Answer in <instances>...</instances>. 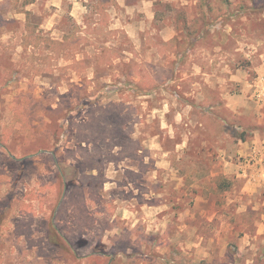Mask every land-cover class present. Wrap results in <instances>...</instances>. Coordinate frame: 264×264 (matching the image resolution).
<instances>
[{
	"label": "rangeland",
	"instance_id": "rangeland-1",
	"mask_svg": "<svg viewBox=\"0 0 264 264\" xmlns=\"http://www.w3.org/2000/svg\"><path fill=\"white\" fill-rule=\"evenodd\" d=\"M143 1H123L148 25L136 45L122 34L115 46L136 54L118 66L122 78L105 73L59 111L78 120L85 105L132 102L138 155L121 141L119 154L85 162L61 150L54 166L59 128L44 122L58 116L56 94L37 85L59 76L35 77L42 64L30 52L0 54L1 123L21 98L27 116L21 131L0 126V264H264V0ZM28 2L0 0V10ZM165 27L177 33L168 44ZM121 117L103 119L101 131Z\"/></svg>",
	"mask_w": 264,
	"mask_h": 264
},
{
	"label": "crops",
	"instance_id": "crops-1",
	"mask_svg": "<svg viewBox=\"0 0 264 264\" xmlns=\"http://www.w3.org/2000/svg\"><path fill=\"white\" fill-rule=\"evenodd\" d=\"M123 1L113 0V4L102 6L97 5L98 0H29L20 10L5 13L0 10V54L6 49L12 48V59H15L17 56L23 58L22 53L24 52H30L33 54L34 60L38 61V64H42L40 69L37 67L35 77H38V75L43 77L59 76L58 83L55 85L45 82L37 85V89L56 94L49 109L56 112L58 116L56 119L45 118L46 122L44 124L54 123L59 128V136L49 138L52 143L56 139V149L50 151L49 154L54 166L57 168L61 166V159L59 158L64 149L70 150L71 158L80 162H85L87 157H95L103 153L119 154L123 147L121 141L124 143L128 141L131 145L133 142V145L129 146V150L134 148L133 155H138L141 152L136 138L135 129L137 124L131 121L133 118L132 109L133 116L136 114L137 109L136 106L132 105V102H121V98H111L104 103L97 101L92 105H83V108H85L83 112H87V116L78 120L73 116L72 118L67 116V111L63 114L59 113L65 100L69 102L70 107H74L75 93L81 91L85 84H92L94 81L101 79L105 73L113 71V74L121 79L122 73L118 66H121L123 61L124 64H129L128 62L136 55L135 52L131 51L128 52L129 54L126 53L127 51L120 52L116 50L115 46L122 34H124L123 37L127 42L136 45L137 38L135 34L137 31L142 30L144 26L146 28L148 21L145 24L141 22L139 25L132 15V11H134L132 7L135 4L123 3ZM143 4H145L146 9L148 6L152 7L151 0H144ZM29 17L30 22L28 21ZM33 18H37L39 21L33 23ZM145 18L150 20L149 26L154 25V15L150 17L145 12ZM165 28L167 30L164 31V34L162 32L160 34L162 42L168 44L175 40L177 33L175 30ZM122 55H128L129 57L122 59ZM138 56L142 58V55ZM23 60L25 59L23 58ZM42 68L47 69L42 72ZM109 76L110 74L107 75V77ZM108 84H111L106 86L108 90H116L115 85ZM21 101V104L20 102L17 104L18 108H11L13 109L12 117L6 122L1 123L0 116V126L3 130L5 125H9L14 131L16 129L21 131L23 126L27 124V116L24 110L26 108L25 98H21ZM101 105L102 109L100 108ZM121 108L125 110L123 113L121 111L117 112L118 110L114 113L111 112L114 109L120 110ZM97 109H100L98 110L99 113L104 114L103 119L108 117V119H117L122 116V122L117 124L119 125L118 129L112 128L105 131L102 128L101 131L104 120L98 117ZM94 110L96 111L95 115L91 114ZM38 112L37 110V114ZM113 125H115L114 122ZM46 127L48 126L46 125ZM127 129L129 133H126L123 137L121 133ZM65 131H68L69 136H65ZM115 132H117V136ZM151 137L157 136L153 135ZM128 153L132 156L131 151ZM161 155L164 156L166 153L161 152ZM12 157L15 160L17 159L14 155ZM96 161L98 162V159ZM165 163L163 158L157 161L159 166H164ZM88 164V171H92V176H96V172L99 173V168L94 162L88 161ZM117 166L121 170L125 168L133 169L131 165H129L130 167ZM86 185L89 187V184L86 183ZM102 185L104 188L105 184ZM63 193H67L65 189ZM79 218L84 219V215L81 214ZM208 262L211 264V261Z\"/></svg>",
	"mask_w": 264,
	"mask_h": 264
},
{
	"label": "trees",
	"instance_id": "trees-1",
	"mask_svg": "<svg viewBox=\"0 0 264 264\" xmlns=\"http://www.w3.org/2000/svg\"><path fill=\"white\" fill-rule=\"evenodd\" d=\"M103 2L104 3L99 4L100 3V0H98L97 5L107 6L109 4H113L114 3L113 0H103ZM241 140H244V136L241 137Z\"/></svg>",
	"mask_w": 264,
	"mask_h": 264
}]
</instances>
